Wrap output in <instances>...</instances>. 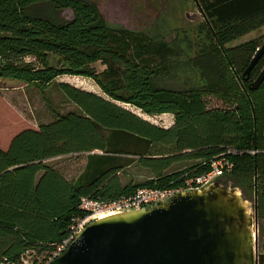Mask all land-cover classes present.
<instances>
[{"label":"trees","instance_id":"16d2710c","mask_svg":"<svg viewBox=\"0 0 264 264\" xmlns=\"http://www.w3.org/2000/svg\"><path fill=\"white\" fill-rule=\"evenodd\" d=\"M197 3L210 41L196 62L205 84L174 89L156 83L170 73L172 46L112 25L88 1L0 0V83L11 78L40 90L56 86L77 107L0 138V262L24 255L30 264H48L77 220L89 215L83 198L109 203L139 187H178L208 171L228 147L239 151L222 177H255L264 200V82L249 88L264 54L250 78L243 77L264 39L229 45L264 26V0ZM63 75L93 80L106 97L59 81ZM209 95L228 107L209 109ZM1 99L0 84V106ZM121 104L150 116L170 113L174 123L159 126ZM74 154H85L86 163L73 179L48 163ZM183 160L194 162L171 170ZM134 163L149 178L123 183L121 172Z\"/></svg>","mask_w":264,"mask_h":264},{"label":"water","instance_id":"95a60500","mask_svg":"<svg viewBox=\"0 0 264 264\" xmlns=\"http://www.w3.org/2000/svg\"><path fill=\"white\" fill-rule=\"evenodd\" d=\"M263 54L264 43L244 71L246 80ZM263 82L264 67L249 88ZM255 213L257 206L222 177L167 202L90 221L50 264H263L256 255Z\"/></svg>","mask_w":264,"mask_h":264},{"label":"rangeland","instance_id":"374dc122","mask_svg":"<svg viewBox=\"0 0 264 264\" xmlns=\"http://www.w3.org/2000/svg\"><path fill=\"white\" fill-rule=\"evenodd\" d=\"M96 1L100 3L106 21L112 25H125L127 28L143 30L151 37L165 41L172 46L174 54L166 65L170 73L159 76L156 79L157 84L174 89L202 87L205 84L196 62L204 56L205 49H209L210 41L205 34V19L201 17V12L196 7L194 0H161L164 8L159 0ZM158 8L160 10L159 17L157 16ZM64 13L68 17L71 16L69 10ZM187 13L196 14L198 19H189L186 16ZM144 14L146 15L144 16ZM256 37L264 39V26L232 41L229 45L237 46ZM51 60L53 64L57 63L56 59L51 58ZM94 66L98 71L105 68V65L101 62L95 63ZM58 80L69 82L81 89L106 97L91 79L63 75ZM0 84L2 87L0 106L1 141L3 139L8 140L11 133L22 127L36 126L41 122L51 121L55 118L56 113H66L77 109L56 86L40 90L35 86L11 78L3 79ZM206 101L209 109L228 107L227 104L212 95L207 96ZM121 105L130 108L143 118L159 126L168 128L174 123V117L170 113L150 116L129 105ZM193 162L188 160L176 162L171 170L183 169ZM48 163L62 170L68 179H73L83 170L86 155H68L51 159ZM120 176L123 183L130 180L142 181L149 178L148 171L140 168L137 163L123 170ZM226 178L232 182V187L236 186L242 190L246 199L252 203L253 208L255 205L257 206V213L253 214V222L257 216L258 227L260 232L264 234V200L258 198L255 188L256 178L249 179V181L232 179L231 177Z\"/></svg>","mask_w":264,"mask_h":264},{"label":"built area","instance_id":"2783aa9c","mask_svg":"<svg viewBox=\"0 0 264 264\" xmlns=\"http://www.w3.org/2000/svg\"><path fill=\"white\" fill-rule=\"evenodd\" d=\"M238 151L239 150L234 147H228L221 155L210 160V169L208 171L199 176L187 179L185 181V184L178 187H139L133 194L113 200L109 203H103L94 199L83 198L81 208L89 211V215L77 220V222L72 226L71 235L57 246L52 256H50L48 264H50L52 260L63 254L74 237L90 221L100 218L102 214L111 215L126 212L129 210L147 208L156 204H160L162 202H167L180 192L205 188L209 184L224 176V174L233 167L234 162L232 161L231 157L233 155H236ZM257 221L258 219L256 216L253 222L254 233H256L257 231ZM0 264H30V258L23 255L19 261H16L4 257L1 260Z\"/></svg>","mask_w":264,"mask_h":264},{"label":"flooded vegetation","instance_id":"af4514ba","mask_svg":"<svg viewBox=\"0 0 264 264\" xmlns=\"http://www.w3.org/2000/svg\"><path fill=\"white\" fill-rule=\"evenodd\" d=\"M88 1L89 3H91L94 7L97 8V10L99 11V13L101 14V16L105 19L103 13H102V7L100 5V3H98L96 0H86ZM126 1V0H125ZM155 1V0H154ZM160 1V4L162 3L161 0ZM195 1V4H196V7L200 10L201 12V17L204 18V14L202 12V10L200 9L198 3H197V0H194ZM115 2V1H114ZM161 6L164 8V5L161 4ZM162 8V9H163ZM160 13V10L158 8L157 10V16L159 15ZM146 14H144L145 16ZM159 17V16H158ZM156 17V18H158ZM106 20V19H105ZM123 26V25H122ZM125 26V25H124ZM130 30H135V31H139V32H144L143 30H140V29H132V28H129ZM222 178V177H221ZM220 179V178H219ZM218 180V179H217ZM255 244H256V255H257V259L260 261H262V263L264 264V234L262 232H260V229L259 227H257V231L255 233Z\"/></svg>","mask_w":264,"mask_h":264},{"label":"bare ground","instance_id":"6f19581e","mask_svg":"<svg viewBox=\"0 0 264 264\" xmlns=\"http://www.w3.org/2000/svg\"><path fill=\"white\" fill-rule=\"evenodd\" d=\"M104 216H107L106 214H102L101 216H100V218H102V217H104Z\"/></svg>","mask_w":264,"mask_h":264},{"label":"crops","instance_id":"0c3cea01","mask_svg":"<svg viewBox=\"0 0 264 264\" xmlns=\"http://www.w3.org/2000/svg\"><path fill=\"white\" fill-rule=\"evenodd\" d=\"M260 29H261V28H260ZM256 38H257V37H256ZM253 39H254V38H253ZM250 40H251V39H250ZM246 41H248V40H246ZM246 41H245V42H246Z\"/></svg>","mask_w":264,"mask_h":264}]
</instances>
